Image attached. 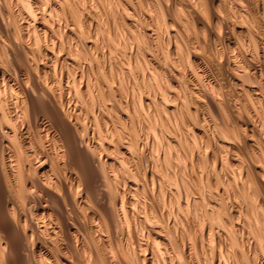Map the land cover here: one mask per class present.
<instances>
[{
	"label": "bare ground",
	"instance_id": "6f19581e",
	"mask_svg": "<svg viewBox=\"0 0 264 264\" xmlns=\"http://www.w3.org/2000/svg\"><path fill=\"white\" fill-rule=\"evenodd\" d=\"M131 1L0 0V264H264V0Z\"/></svg>",
	"mask_w": 264,
	"mask_h": 264
},
{
	"label": "rangeland",
	"instance_id": "374dc122",
	"mask_svg": "<svg viewBox=\"0 0 264 264\" xmlns=\"http://www.w3.org/2000/svg\"><path fill=\"white\" fill-rule=\"evenodd\" d=\"M130 1H131V0H130ZM130 1H129V0H125L124 4L126 5V3H127L126 7H129V8H130V7H132V6H136V4L134 5L133 3H131V2H133V1H131V2H130ZM157 1H159L158 3H159L160 5H162L161 2H160V0H157ZM128 3H130V4H128ZM132 4H133V5H132ZM100 5H101V4H100ZM100 5H99V6H100ZM128 5H132V6H128ZM100 7H101L100 10H102V9H103L102 6H100ZM120 8H121V7H120ZM162 9H163V8H162ZM107 10H108V9H107ZM107 10L105 9V12H106V13H108ZM163 12H165V11L163 10ZM108 15H109V14H107V15L105 14V15H104L106 20H108V18L110 17V16H108ZM164 15L166 16V14H164ZM135 17H136V16H135ZM5 19H6V18H5ZM109 20H110V18H109ZM109 20H108V22H109ZM6 22H7V21H6ZM6 22H5V24H7ZM108 25H109V24H108ZM106 28H107V27H106ZM106 30L108 31V29H105V31H104V37H105V36L108 37V38H109V41H110V39H111V38H110V35H108L109 33L106 32ZM4 33H5V32H4ZM4 33L1 34L2 37H3L1 42H2V43H3V42H4V43H5V42L8 43L9 41L6 40V38H4V37L6 36ZM3 34H4L5 36H4ZM107 35H108V36H107ZM106 37H105V38H106ZM4 39H5V40H4ZM107 40H108V39L106 38V41H107ZM109 41H107V42L109 43ZM111 41H112V39H111ZM111 41H110V42H111ZM1 42H0V44H2ZM4 43L2 44V46L0 45V58L2 57L1 60H0V63L3 62V61H4V62L6 61V62L9 63V64H7L6 62H5V63H1V65H2V69H1V67H0V75L2 74V72H4V77L8 78V77L11 76V74H12V76H11V79H12L11 84H12V87H13V92H12V93L7 92V94H21L20 91H19L20 80H18L17 78H15V75H14V74H15V73H14V68H12V66H10V64L12 65V63H11V61L9 62V60H8V59L10 58V57H9V52H11V51H9V50H11V48L8 49V47H10V44L5 43V44H6V45H5ZM112 45H113V44H112ZM3 46H4L7 50H6ZM7 46H8V47H7ZM7 52H8V53H7ZM116 52H117V53H116ZM118 52L121 53L120 51H115V54H116L115 56H117ZM4 54H5V55H4ZM6 55H7V57H6ZM90 56H91V55H90ZM8 57H9V58H8ZM118 57H119L118 60H120V61H124V65H126V64H125V60H124V58L122 57V55H121V54H120V55L118 54ZM4 58H5V59L7 58V59L5 60ZM122 58H123V59H122ZM121 59H122V60H121ZM164 59H165V58H164ZM7 60H8V61H7ZM165 60H166V61H164V63L166 62L165 65H168V67H169V66H170L169 59H165ZM92 63H93V62H92ZM94 63H95V62H94ZM94 63H93V65H94ZM4 64H5V65H4ZM3 65H4L5 67L7 66L6 71H5V69L3 68V67H4ZM12 69H13V70H12ZM7 71H8L9 73H8ZM93 82H94V86H96V84H97V87H94V88H95L96 90L99 91V89H98V86H99V85H98V81L95 80V81H93ZM95 82H96V84H95ZM102 82H103V81H102ZM65 84H66V83L64 82V85H65ZM107 86H109V85H107ZM108 89H109V87H108ZM108 91H110V90H108ZM124 94H126V93H124ZM124 94H123V95H124ZM123 95H122V97H124ZM126 95H127V96H126ZM126 95H125L126 98H125V97L123 98L124 101L127 100V99L129 100V99H130V96H131L132 94H130V95H129V94H126ZM134 95H135V94H134ZM136 95H137V94H136ZM131 97H132V96H131ZM185 109H186V108H185ZM158 113H159L160 115H162L161 112H158ZM143 162H144V159H143ZM126 237H127V238H126ZM126 237H125V238H126L127 241L130 243L129 237H128L127 235H126ZM17 264H18V263H17ZM19 264H21V262H19Z\"/></svg>",
	"mask_w": 264,
	"mask_h": 264
}]
</instances>
